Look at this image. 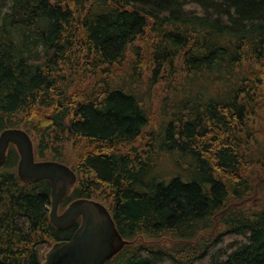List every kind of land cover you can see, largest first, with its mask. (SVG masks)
<instances>
[{
    "label": "trees",
    "instance_id": "trees-1",
    "mask_svg": "<svg viewBox=\"0 0 264 264\" xmlns=\"http://www.w3.org/2000/svg\"><path fill=\"white\" fill-rule=\"evenodd\" d=\"M9 1L0 134L73 166L61 209L108 208L131 244L105 264H264V0ZM6 169L0 264H43L78 223Z\"/></svg>",
    "mask_w": 264,
    "mask_h": 264
},
{
    "label": "water",
    "instance_id": "water-1",
    "mask_svg": "<svg viewBox=\"0 0 264 264\" xmlns=\"http://www.w3.org/2000/svg\"><path fill=\"white\" fill-rule=\"evenodd\" d=\"M10 146L19 154L17 172L20 179L50 183L51 224L59 230H68L81 219L72 237L56 243L46 254L43 264H105L127 245L111 214L100 202L78 199L59 214L60 205L68 199L77 182L76 175L62 163L37 161L34 143L27 132L9 129L0 135V167L7 161Z\"/></svg>",
    "mask_w": 264,
    "mask_h": 264
},
{
    "label": "rangeland",
    "instance_id": "rangeland-1",
    "mask_svg": "<svg viewBox=\"0 0 264 264\" xmlns=\"http://www.w3.org/2000/svg\"><path fill=\"white\" fill-rule=\"evenodd\" d=\"M0 3H1V0H0ZM10 6H11V4H10V1H9L5 6L2 7V9H1V11H0V32H1V30H2V18H3V16H4V15L10 10ZM31 138H32V141H33V143H34V149H35V152L38 153L39 142H36L32 136H31ZM15 150H16V149H15ZM35 157H36V160H37V161H40L39 158L37 157V154H36ZM12 163H13V161L10 162L9 164L12 165ZM17 163H18V162H17ZM65 165H66V164H65ZM17 167H18V166L15 165L14 167H11V168L6 169V170L9 171V172H17ZM70 167L73 168V166H70ZM63 211H64V210L60 208V210H59V214H61Z\"/></svg>",
    "mask_w": 264,
    "mask_h": 264
},
{
    "label": "flooded vegetation",
    "instance_id": "flooded-vegetation-1",
    "mask_svg": "<svg viewBox=\"0 0 264 264\" xmlns=\"http://www.w3.org/2000/svg\"><path fill=\"white\" fill-rule=\"evenodd\" d=\"M11 151H12V150H11V148H10V150H9V155H10ZM9 155H8V157H9ZM14 164H15V162H14ZM59 210H60V209H59ZM80 221H81V220L78 221V226H79V224H80ZM77 228H78V227H77ZM77 228H76V229H77ZM124 240L128 243V244H127V246H128V245L130 244L129 241L126 240V239H124Z\"/></svg>",
    "mask_w": 264,
    "mask_h": 264
},
{
    "label": "bare ground",
    "instance_id": "bare-ground-1",
    "mask_svg": "<svg viewBox=\"0 0 264 264\" xmlns=\"http://www.w3.org/2000/svg\"><path fill=\"white\" fill-rule=\"evenodd\" d=\"M8 130H9V129H8ZM18 130H22V129H18ZM5 131H6V130H5ZM23 131H24V130H23ZM3 132H4V131H3ZM3 132H2V133H3ZM25 132H26V131H25ZM2 133H1V134H2ZM1 134H0V135H1ZM64 165H65V164H64ZM66 166H67V165H66ZM68 167H69V166H68ZM69 168H70V167H69ZM70 169H71V168H70ZM71 170H72V169H71ZM72 171H73V170H72ZM74 174H75V173H74ZM75 175H76V174H75ZM76 178H77V176H76ZM50 211H51V207H50ZM130 244H131V243H130Z\"/></svg>",
    "mask_w": 264,
    "mask_h": 264
}]
</instances>
